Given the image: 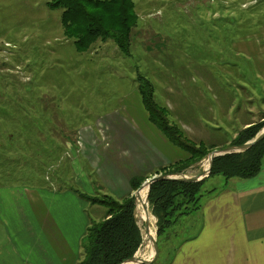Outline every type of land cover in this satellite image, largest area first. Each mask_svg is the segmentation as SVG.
Segmentation results:
<instances>
[{"label": "rangeland", "instance_id": "374dc122", "mask_svg": "<svg viewBox=\"0 0 264 264\" xmlns=\"http://www.w3.org/2000/svg\"><path fill=\"white\" fill-rule=\"evenodd\" d=\"M51 1L0 0V186L24 192L47 180L59 191L106 195L78 189L72 153L87 149L86 134L99 144L95 128L100 146H110L105 130L111 118L131 122L147 113L139 76L153 83L173 123L205 128L213 140L203 141L217 150L229 147L245 122L263 119L264 0H135L139 23L130 57L113 41L79 54L64 36L62 10H51ZM202 170L193 166L184 175ZM208 177L205 192L227 182ZM107 213L90 203L89 226ZM137 219L143 234L138 211ZM65 223L79 224L70 208Z\"/></svg>", "mask_w": 264, "mask_h": 264}, {"label": "crops", "instance_id": "0c3cea01", "mask_svg": "<svg viewBox=\"0 0 264 264\" xmlns=\"http://www.w3.org/2000/svg\"><path fill=\"white\" fill-rule=\"evenodd\" d=\"M202 97L201 93V101ZM130 120L111 118L105 130L107 148L100 146L98 128L92 132L97 146L86 134L87 149L72 153L78 189L93 193L96 188L123 200L136 194L130 187L134 177H150L161 167L188 158L150 122L148 113ZM253 123L245 122L243 128ZM192 126L181 128L195 142L210 138L205 128ZM44 182L41 188L24 192L0 186V264L80 263L90 203L74 188L59 191ZM203 192L200 209L179 218L160 237V254L153 264H264V165L255 178L227 181L219 190ZM69 208L79 221L71 228L65 223ZM54 213L62 223L52 217Z\"/></svg>", "mask_w": 264, "mask_h": 264}, {"label": "trees", "instance_id": "16d2710c", "mask_svg": "<svg viewBox=\"0 0 264 264\" xmlns=\"http://www.w3.org/2000/svg\"><path fill=\"white\" fill-rule=\"evenodd\" d=\"M48 6L51 10H62L64 36L73 40L79 54L88 53L99 41H113L124 56H131L132 33L139 23L135 0H52ZM138 79L139 93L150 122L174 146L188 154V158L161 167L154 175L184 174L217 147L188 137L171 121L169 108L156 101L153 83L143 76ZM263 129L264 118L241 130L229 146L243 145ZM263 165L264 139L246 152L216 157L208 178L221 176L226 181L252 179L258 176ZM149 178L134 177L130 181L131 190L136 192ZM205 181L206 178L199 182L161 180L152 184L148 201L151 214L157 219L158 244L160 237L179 218L200 209ZM83 198L107 207L108 213L103 221L88 227L79 264H122L134 257L143 245L136 197L129 195L123 200L110 195Z\"/></svg>", "mask_w": 264, "mask_h": 264}, {"label": "water", "instance_id": "95a60500", "mask_svg": "<svg viewBox=\"0 0 264 264\" xmlns=\"http://www.w3.org/2000/svg\"><path fill=\"white\" fill-rule=\"evenodd\" d=\"M263 139H264V129L253 140H251V141H249V142H247V143H245L243 145L229 146V147L224 148L222 150H214V151H212L206 157V159H204L198 165L194 166V167H203V170H202L200 175H196V176H188V175H184V174H174V175H169V176L154 175L153 177L147 179L144 182V184L142 185V187L136 192V194H135L136 205H137L138 194L144 188L145 185H148V194H147V200H146L147 201V205H144V209L148 213V207H149L148 197H149V193H150V190H151V186L155 182H158V181H161V180H179V181H185V182H199V181H202L206 177L210 176L212 168H213V162H214V159L216 157L223 156V155H226V154L246 152L247 150H249L250 148H252L256 144L260 143ZM205 162L208 164L207 168L204 167V163ZM150 229H151V222L149 220H147V221H145V230L147 232H149ZM156 235H157V233H156ZM151 241H152V250H153L154 254H153V256H152V258L150 260L139 259L138 256H137V254L139 253V251H138L137 254L134 257L126 260L122 264H153L159 257L160 248H159V244H158V241H157V236L155 238H152ZM143 244H144V237H143Z\"/></svg>", "mask_w": 264, "mask_h": 264}, {"label": "bare ground", "instance_id": "6f19581e", "mask_svg": "<svg viewBox=\"0 0 264 264\" xmlns=\"http://www.w3.org/2000/svg\"><path fill=\"white\" fill-rule=\"evenodd\" d=\"M204 167L207 168L208 164L205 162ZM147 194H148V185H145L144 188L138 194L137 202H138V217L141 218L142 221L149 220L151 222V229L149 232L146 230L143 232L144 244L142 246V250L137 254L139 259L148 260L153 256L154 252L152 250V238L156 237V227H155V217L151 214L150 206L148 207V213L144 209V205H147Z\"/></svg>", "mask_w": 264, "mask_h": 264}]
</instances>
